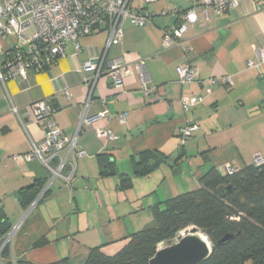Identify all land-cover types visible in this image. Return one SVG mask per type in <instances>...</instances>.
<instances>
[{"label": "crops", "instance_id": "obj_1", "mask_svg": "<svg viewBox=\"0 0 264 264\" xmlns=\"http://www.w3.org/2000/svg\"><path fill=\"white\" fill-rule=\"evenodd\" d=\"M191 5L132 0L133 8L146 9L153 18L140 27L124 21L119 43L108 45L109 31L100 27L79 39L78 51L68 41L45 70L32 69L25 78L0 85V208L10 224L9 258L84 264L94 247L114 255L131 233L153 224V208L199 188L210 169L226 176L228 167L236 172L252 164L255 154L264 157V61L256 52L264 48V7L239 0L222 14L209 10L207 17L197 8L199 19L187 24L180 43L164 48L163 31L177 22L170 11ZM141 58L146 84L155 87L149 94L141 90L135 67ZM91 59H99L102 71L120 59L131 72L116 87L105 72L93 79L83 71ZM183 62L193 66L197 79L229 76L231 84H181L175 68ZM196 93L203 101L185 112L180 97ZM41 99L56 108L58 127L83 155L75 160L70 184L55 178L39 197L51 172L38 158L17 162L11 156L29 152L43 139L44 123L34 121L30 107ZM187 120L197 129L182 146L179 130ZM98 128L112 136H98ZM150 151L161 156L160 163L136 174L143 167L140 156ZM37 183L42 189L24 206L19 191Z\"/></svg>", "mask_w": 264, "mask_h": 264}, {"label": "built area", "instance_id": "obj_2", "mask_svg": "<svg viewBox=\"0 0 264 264\" xmlns=\"http://www.w3.org/2000/svg\"><path fill=\"white\" fill-rule=\"evenodd\" d=\"M132 0H0V85L4 86L9 80L25 78L29 70H45L50 64L63 55V50L68 41H71L76 51L79 49V39L89 35L100 27L109 31L108 45L117 44L122 37L121 25L129 21L132 25L143 26L151 22L153 13L146 9L133 8ZM156 0H144L146 4ZM191 7L185 10L174 9L170 11L177 16V22L172 27L166 28L162 35L164 48L172 44H179L187 24L198 21L199 11L208 16L209 10L222 14L235 8L239 0H189ZM259 1L264 7V0ZM167 11H162L165 14ZM256 52L264 61V48L256 49ZM102 60V59H101ZM99 59H91L85 62L81 68L83 71L93 73V79L105 72L111 76L115 86L121 87L123 79L131 72L128 63L120 59L111 62L108 70L102 71L97 66ZM251 66L252 62L247 61ZM135 67L139 71L142 83L141 90L145 94L153 92L154 86L146 84L147 75L144 71L145 59L135 61ZM178 82L181 84L197 82L201 85H214L218 81L223 84H231L229 76L209 77L197 79L193 66L183 62L175 68ZM204 99L202 93L182 95L179 99L185 112L200 104ZM34 121L42 122L45 126L43 139L38 144H32L31 150L24 154L12 155L11 159L17 162L38 158L51 172V178L43 188L39 197L44 193L49 184L60 178L65 184H70L75 173V160L83 155V150H76L75 141L68 139L58 127L54 115L56 108L48 104V99H41L30 105ZM11 111L18 115L17 106L11 105ZM118 118L124 121V115ZM197 129V124L187 120L179 130L181 145L189 140ZM98 136H112L108 129L98 128ZM252 163L261 165L264 157L260 154L253 156ZM228 172L233 169L228 167ZM38 197V198H39ZM11 232L4 235L0 244L1 250L9 244ZM13 262V258H10Z\"/></svg>", "mask_w": 264, "mask_h": 264}, {"label": "trees", "instance_id": "obj_3", "mask_svg": "<svg viewBox=\"0 0 264 264\" xmlns=\"http://www.w3.org/2000/svg\"><path fill=\"white\" fill-rule=\"evenodd\" d=\"M153 161L149 163V160ZM157 153L144 152L136 174H147L160 163ZM231 185L230 191L217 190ZM42 189L33 184L19 191L20 202L26 206ZM191 227L199 228L212 243V253L200 264H264V163H253L220 176L210 169L202 177L199 188L177 194L153 208V224L129 235L126 244L114 255L104 254L99 247L90 250L84 264H149V259L165 242L176 241L180 233ZM10 224L0 208V244ZM225 235L230 237L219 243ZM9 244L1 250L2 264H31L12 261ZM51 264H72L67 258Z\"/></svg>", "mask_w": 264, "mask_h": 264}, {"label": "water", "instance_id": "obj_4", "mask_svg": "<svg viewBox=\"0 0 264 264\" xmlns=\"http://www.w3.org/2000/svg\"><path fill=\"white\" fill-rule=\"evenodd\" d=\"M231 185L220 186L217 190L230 191ZM230 235H225L219 243L225 242ZM210 239L199 228L191 227L173 243L160 247L149 259V264H200L212 253Z\"/></svg>", "mask_w": 264, "mask_h": 264}, {"label": "rangeland", "instance_id": "obj_5", "mask_svg": "<svg viewBox=\"0 0 264 264\" xmlns=\"http://www.w3.org/2000/svg\"><path fill=\"white\" fill-rule=\"evenodd\" d=\"M183 233H184V231L181 232L180 235L183 234ZM163 246H166V243H165V242L160 243V244L158 245V248L163 247Z\"/></svg>", "mask_w": 264, "mask_h": 264}]
</instances>
